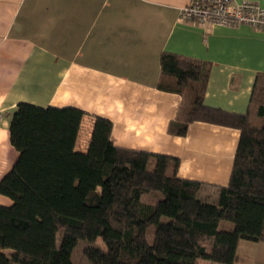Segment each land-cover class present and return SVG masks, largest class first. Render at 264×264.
I'll return each mask as SVG.
<instances>
[{
	"label": "trees",
	"instance_id": "16d2710c",
	"mask_svg": "<svg viewBox=\"0 0 264 264\" xmlns=\"http://www.w3.org/2000/svg\"><path fill=\"white\" fill-rule=\"evenodd\" d=\"M159 65L157 87L184 102L171 133L193 121L239 130L227 184L179 176L176 156L116 144L99 115L77 150L83 110L19 102L9 122L17 159L0 178L9 199L0 203V264H75L78 241L98 237L105 248H84L91 264H236L240 239L264 242V72L247 110L234 112L204 102L209 61L163 51ZM206 185L211 200L200 196ZM224 220L233 228L221 229Z\"/></svg>",
	"mask_w": 264,
	"mask_h": 264
},
{
	"label": "crops",
	"instance_id": "0c3cea01",
	"mask_svg": "<svg viewBox=\"0 0 264 264\" xmlns=\"http://www.w3.org/2000/svg\"><path fill=\"white\" fill-rule=\"evenodd\" d=\"M190 1L0 0V178L17 159L11 115L29 102L83 110L77 150H86L99 115L112 122L116 144L176 156L179 176L227 184L239 130L193 121L184 135L171 133L184 102L157 87L159 56L209 61L205 104L245 112L264 72V29L185 21ZM251 1L264 9V0Z\"/></svg>",
	"mask_w": 264,
	"mask_h": 264
},
{
	"label": "built area",
	"instance_id": "2783aa9c",
	"mask_svg": "<svg viewBox=\"0 0 264 264\" xmlns=\"http://www.w3.org/2000/svg\"><path fill=\"white\" fill-rule=\"evenodd\" d=\"M180 17L199 24H246L264 29V9L251 0H191L181 9Z\"/></svg>",
	"mask_w": 264,
	"mask_h": 264
},
{
	"label": "rangeland",
	"instance_id": "374dc122",
	"mask_svg": "<svg viewBox=\"0 0 264 264\" xmlns=\"http://www.w3.org/2000/svg\"><path fill=\"white\" fill-rule=\"evenodd\" d=\"M181 111H183V109H181ZM212 188L213 187L210 185H206V187L200 191V196L210 200L213 199L214 190ZM6 199L8 198L6 197ZM6 199H2L1 203H8L9 199ZM220 227L221 229L230 230L233 228V224L230 221L224 220L222 221ZM88 245L105 248V243L101 237H98L93 241L80 239L74 246L71 254V259L75 264H91L89 259L84 254V248ZM262 259H264V242H253L240 239L237 249L236 264H261Z\"/></svg>",
	"mask_w": 264,
	"mask_h": 264
}]
</instances>
